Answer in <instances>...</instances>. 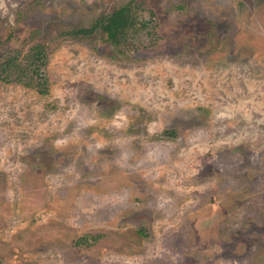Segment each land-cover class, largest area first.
Masks as SVG:
<instances>
[{
  "label": "rangeland",
  "instance_id": "obj_1",
  "mask_svg": "<svg viewBox=\"0 0 264 264\" xmlns=\"http://www.w3.org/2000/svg\"><path fill=\"white\" fill-rule=\"evenodd\" d=\"M0 264H264V0H0Z\"/></svg>",
  "mask_w": 264,
  "mask_h": 264
},
{
  "label": "trees",
  "instance_id": "obj_2",
  "mask_svg": "<svg viewBox=\"0 0 264 264\" xmlns=\"http://www.w3.org/2000/svg\"><path fill=\"white\" fill-rule=\"evenodd\" d=\"M134 13L131 4L124 5L99 18L91 29L83 32L85 35H91L97 29H100L107 36L108 41L120 52L121 45H124L129 31L134 27ZM77 32L76 35H80ZM37 49V48H36ZM36 64L40 66L44 58L43 49L37 51ZM39 69L35 70L38 71Z\"/></svg>",
  "mask_w": 264,
  "mask_h": 264
}]
</instances>
